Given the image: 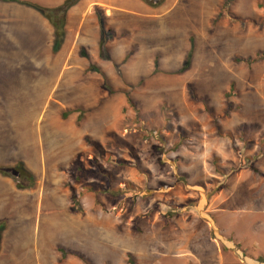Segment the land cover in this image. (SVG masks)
<instances>
[{
	"label": "rangeland",
	"instance_id": "rangeland-1",
	"mask_svg": "<svg viewBox=\"0 0 264 264\" xmlns=\"http://www.w3.org/2000/svg\"><path fill=\"white\" fill-rule=\"evenodd\" d=\"M113 21L111 96L80 127L55 113L69 79L57 70L43 87L16 77L13 112L0 109L10 164L44 158L52 178L0 210L21 238L0 264H264V0H166Z\"/></svg>",
	"mask_w": 264,
	"mask_h": 264
},
{
	"label": "crops",
	"instance_id": "crops-1",
	"mask_svg": "<svg viewBox=\"0 0 264 264\" xmlns=\"http://www.w3.org/2000/svg\"><path fill=\"white\" fill-rule=\"evenodd\" d=\"M20 1H31L45 7H57L63 4L65 0ZM163 5L154 8L142 0H80L67 12L65 39L60 49L55 53L53 52L55 30L45 16L36 9L18 1L0 0V109H5V112H7L8 108H12L11 113L13 112L12 103L7 98L12 99L19 92L18 89H22L21 87L14 88L16 77L24 78L26 74L37 73L38 77L33 79L32 82H35V87H43L48 80L47 72L50 73L57 70L58 76L56 79H62L65 75H68L69 79L64 90L63 88L60 89L61 97H58L59 100L56 102L58 109L55 110V113H61L64 109H70L72 111L71 119H73L71 127H80L89 113L97 109L104 98L111 96L109 89L104 86V81L107 75L110 74L106 66L108 65L109 71L112 70L115 61L112 59L110 53L107 54L109 59L101 57V25L96 8L105 17L106 29L113 31L114 36L106 43L108 51L118 43L117 39L123 37L113 27L115 23L113 18L116 13L128 11L131 8H139L152 14L153 9L158 10ZM82 49L86 51V56L81 54L80 51ZM130 49H133V42L128 46L123 45L122 51ZM42 51L46 52L42 53ZM133 53L127 52L126 55L124 54L125 56L123 55V58L126 57L124 60H127L123 65L125 75L127 74V68L131 66L132 60L135 57ZM90 64L97 65L105 76L97 71L89 70ZM153 64L154 62H151V65ZM140 79L141 77L139 79L135 78V80L130 82H136V80ZM55 88H60V86ZM95 88L98 89V94H95ZM68 90L78 92L77 96L72 94L73 101L70 102L64 100V93ZM123 94L125 95L124 91ZM82 111L85 112L86 116L83 121L79 122L80 125H77L75 122L79 117L78 114ZM58 126L62 127V125ZM4 132L8 134L7 129L4 131L2 128L0 132V166H11L13 165L10 164L13 154H11L12 150L8 149V147H11V143L8 144L7 139H2ZM88 134L82 133L80 142L75 145L77 146L73 151L75 160L85 148V136ZM75 139L76 136H74ZM28 158L29 156L25 154L19 158L17 163H24L33 173L36 178L35 186L25 190L18 189L12 178L0 173V210L6 208L8 200H11L10 195H14L15 193L28 196L38 193V199H41L42 190L47 180L50 179L52 183V178L48 176L45 163H43L44 158L37 160L40 164L37 167L31 166ZM59 167L63 168L60 165ZM59 185L60 189L57 187L54 189L56 195L63 192L61 182ZM57 189L59 190L58 192ZM64 190L65 195L70 198L71 194L69 190ZM0 219L7 223L2 236L0 251V256H2L6 251L8 236H11V239H13V236L9 235L12 232V219L7 218L6 215H0ZM13 241L16 243L21 242L20 235L14 238ZM56 257L57 255L54 258ZM58 258L60 261L62 260L61 255H58Z\"/></svg>",
	"mask_w": 264,
	"mask_h": 264
},
{
	"label": "trees",
	"instance_id": "trees-1",
	"mask_svg": "<svg viewBox=\"0 0 264 264\" xmlns=\"http://www.w3.org/2000/svg\"><path fill=\"white\" fill-rule=\"evenodd\" d=\"M14 1H18L20 3L26 4L36 9L49 20V22L53 25L55 30L54 32L55 46L53 52L56 53L60 49L65 39V34H66L65 24H66L67 12L72 6L77 4L80 0H65L63 4L57 7H45L31 1H20V0H14ZM142 1H144L151 7L157 8L160 7L162 4H164L166 0H142ZM96 12L99 17V21L101 25V39H100L101 57L105 59H109L106 53V43L114 36L113 31L111 29H106L105 17L101 14V12L97 8H96ZM240 21L243 22L242 20ZM193 54H194V46L191 43L190 49L186 54L184 60L185 63L181 69V72H185L190 69ZM83 55L86 56L85 53H83ZM89 70H94L103 74L101 69L95 64H90ZM103 76L105 75L103 74ZM109 91L112 92L110 89ZM127 97L129 101L132 102V98L129 94L127 95ZM0 173L4 176L12 178L16 183L17 188L21 190L30 189L34 187L36 184L35 176L22 162H18L13 166H0ZM89 186H93V185H89ZM73 197H75V195H73ZM6 227H7V223L4 220L0 219V251H1L3 232L5 231Z\"/></svg>",
	"mask_w": 264,
	"mask_h": 264
}]
</instances>
